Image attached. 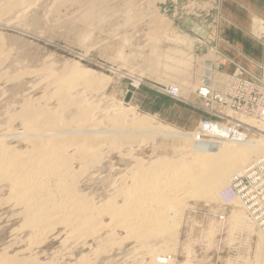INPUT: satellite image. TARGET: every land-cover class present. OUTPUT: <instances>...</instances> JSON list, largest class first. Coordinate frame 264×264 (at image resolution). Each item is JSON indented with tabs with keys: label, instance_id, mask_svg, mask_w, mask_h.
Segmentation results:
<instances>
[{
	"label": "rangeland",
	"instance_id": "1",
	"mask_svg": "<svg viewBox=\"0 0 264 264\" xmlns=\"http://www.w3.org/2000/svg\"><path fill=\"white\" fill-rule=\"evenodd\" d=\"M231 1L250 12L243 6L232 10L235 6L228 0H0V47L6 57L0 69L9 81L0 80V122L8 119L1 115L4 108L15 105L19 109L24 97L44 100L50 74H58L64 77L69 96L82 93L83 104L96 106L98 121L106 123L109 115L123 112L129 103L136 119L150 115L161 125L198 136L204 134L201 123L214 118L243 134L246 141L264 144V118L228 113L219 101L213 102L216 98L203 99L198 88L204 78L222 79L223 74L233 78L231 83L248 82L264 91V80L250 74L264 57V45L255 42L264 39V1L261 11L247 0ZM219 62L225 64V71L216 68ZM210 67L217 74L205 76L204 70ZM92 78L105 79L107 85L90 84ZM50 80L49 92L54 95ZM76 85L82 87L73 90ZM172 87L180 93L173 95L176 89ZM225 89L218 95L226 97ZM128 94L131 100L126 102ZM240 96L232 93L236 100ZM53 99L49 104L59 111V103ZM248 105L252 112L259 113L260 108ZM72 111L76 113L75 108ZM184 142L137 134L133 146L128 147L132 149H123L126 154L111 153L109 164L113 166L108 164L98 173L102 180L93 189L101 193L105 188H118L120 177L135 164V156L146 165L166 158L190 163L192 150ZM218 195L214 200H182L178 208L183 211L182 219L172 224L173 234L150 241L154 255L136 247L132 240L121 253L117 247L111 250L114 260L107 264H152L156 256L171 264H261L258 254L264 261L263 235L246 221L237 203L224 207ZM21 224L16 221L12 229ZM12 229L0 236V251L3 243L12 239ZM105 234L102 231L99 235ZM116 234V239L125 236L123 232ZM60 240L50 239L41 251L54 252L61 246ZM93 240H89L86 253L99 246L98 240ZM44 254L37 260L46 261L49 254ZM158 259L153 264H161Z\"/></svg>",
	"mask_w": 264,
	"mask_h": 264
},
{
	"label": "bare ground",
	"instance_id": "2",
	"mask_svg": "<svg viewBox=\"0 0 264 264\" xmlns=\"http://www.w3.org/2000/svg\"><path fill=\"white\" fill-rule=\"evenodd\" d=\"M3 49L0 47V67L6 62ZM207 74L216 75L217 71L210 67L204 70V75ZM50 75L57 77L52 79L48 76L49 80L52 79L51 87L55 89L52 90L54 95L49 92L47 80L48 93L43 95L44 100L42 98L46 102L40 98L30 101L28 96L30 100L24 97L19 109L13 103L14 106L4 108V114L1 113L8 119L6 123L0 122V236L12 229L16 221L22 224L10 231L12 239L9 237V243H3L0 264H107L114 260L110 257L111 250L117 247L120 252L132 240L136 247L151 255L154 249L149 245L150 241L162 234H173L170 228L180 221L178 219L183 214L181 209L182 214L178 210L179 203L187 197L214 200L220 194L222 206L228 208L237 203L240 210L243 209L246 221L264 237V221H254L243 197L239 194L234 198L228 197L235 183L256 178L250 167L263 165L264 144L261 141H246L243 134L214 118L201 123L204 134H186L175 127L161 125L150 115L139 119L132 117L135 109L129 103L126 110L113 115L109 112L110 119L106 123L101 122L95 119L98 115L94 112L96 106L81 102L82 93L78 94L77 90L75 96H69L64 77ZM5 76V71L0 69V80H7ZM232 81L230 76L222 79L211 76L204 78L198 88L207 97L216 98L213 99L216 104L220 100L217 98L224 97L218 94L235 85ZM89 83L107 85L105 79L92 78ZM80 86H74L73 90ZM51 94L52 100L55 98L59 103L56 104L59 111L49 104ZM221 101L218 103L228 113L252 116L246 115L244 110L242 113L239 110L243 109L242 105H236V100ZM261 111H264V106ZM137 134L164 140H185L188 150H192V160L190 163L186 160V163L182 159L184 163L178 160L177 163L171 159L166 161V158L146 165L135 156V164L129 165L126 174L120 173L119 187L112 191L105 188L98 193L93 186L101 179L98 173L108 167L111 153L121 152L124 148L130 151L132 147L128 149L133 146L131 142ZM260 177L263 176L260 174ZM258 205L264 213V202L259 201ZM170 213H173L172 218ZM102 231H106L104 237L99 235ZM116 232H123L125 236L116 239ZM55 238L62 239L58 249L51 253L41 251V248L44 250L42 246ZM91 239L98 240L99 246L91 247L86 253ZM25 244L27 247L22 248ZM68 246H72L70 251ZM44 253L49 254L48 259L38 261L37 258ZM258 255L259 263L264 264ZM158 260L161 264H171L164 258Z\"/></svg>",
	"mask_w": 264,
	"mask_h": 264
},
{
	"label": "built area",
	"instance_id": "3",
	"mask_svg": "<svg viewBox=\"0 0 264 264\" xmlns=\"http://www.w3.org/2000/svg\"><path fill=\"white\" fill-rule=\"evenodd\" d=\"M201 97L205 100L212 99L211 96L207 97L208 95L201 90ZM228 93L225 95L226 97L223 98H217L220 99L219 102H223L221 100H226L228 98H232V93L235 91L238 93H241V96L238 100L234 99L237 101L236 105H242L243 109H239L243 112V110L246 113V115H255V116H264V111L262 110V107L264 106V91L262 88H259L255 85H252L248 82H242V83H235V85L227 90ZM177 93L176 90H174L173 95H176ZM249 103L254 104L259 110V113H254L251 111V109L248 107ZM248 105V106H246ZM235 107V106H234ZM249 109V110H246ZM261 164L263 165H257L250 167L252 171H255L256 173V178L255 179H246L244 182H240L239 184L235 183V186L232 192H230L228 197L234 198L236 197L237 194H239L241 197H243V200L245 204L250 207L251 209V216L253 217L254 221L256 223L258 222H263L264 221V213L261 208H259L258 202H264V159L261 160ZM260 172V173H258ZM258 173V174H257ZM261 176L263 177H260ZM263 179V182H262ZM241 192L242 195L239 193ZM256 219V220H255ZM264 227V223H263Z\"/></svg>",
	"mask_w": 264,
	"mask_h": 264
},
{
	"label": "crops",
	"instance_id": "4",
	"mask_svg": "<svg viewBox=\"0 0 264 264\" xmlns=\"http://www.w3.org/2000/svg\"><path fill=\"white\" fill-rule=\"evenodd\" d=\"M228 1H230L234 6H235V8H233L232 10H235V11H237V7H239V6H243V5H240V4H235V3H233L231 0H228ZM248 1V4L249 5H252L256 10H260L261 11V9H262V3H263V1L264 0H247ZM244 7V6H243ZM244 9L246 10V11H249L248 9H246L245 7H244ZM250 12V11H249ZM246 21H247V19H246ZM250 24H252V22L250 23V21L248 22V25L250 26ZM264 40V39H263ZM263 40H256L255 39V42L257 43V44H262V46L264 45V41ZM217 64H219V66H217L216 68H219V69H221V71H225V64L223 63V62H219V63H217ZM255 69L253 70V71H251L250 70V74L253 76V77H256V78H259V79H262V80H264V57H263V61H261V63H257V64H255ZM240 73L241 72H239L238 74L240 75ZM222 73H220V75H221ZM221 76H223V77H227L226 75H221Z\"/></svg>",
	"mask_w": 264,
	"mask_h": 264
},
{
	"label": "water",
	"instance_id": "5",
	"mask_svg": "<svg viewBox=\"0 0 264 264\" xmlns=\"http://www.w3.org/2000/svg\"><path fill=\"white\" fill-rule=\"evenodd\" d=\"M131 99V94H128V96L126 97V102H129Z\"/></svg>",
	"mask_w": 264,
	"mask_h": 264
}]
</instances>
